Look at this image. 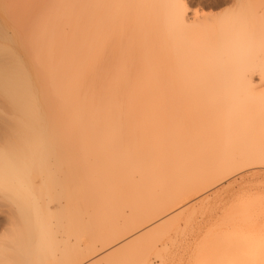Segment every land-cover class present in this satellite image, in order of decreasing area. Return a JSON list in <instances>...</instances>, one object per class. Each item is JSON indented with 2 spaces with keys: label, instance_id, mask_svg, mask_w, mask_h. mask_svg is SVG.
Wrapping results in <instances>:
<instances>
[{
  "label": "bare ground",
  "instance_id": "1",
  "mask_svg": "<svg viewBox=\"0 0 264 264\" xmlns=\"http://www.w3.org/2000/svg\"><path fill=\"white\" fill-rule=\"evenodd\" d=\"M39 3L38 18L41 19L34 30L27 24L32 23L35 14L27 23V14L28 17L22 19L25 16L23 14L28 12L23 6L20 7L26 9L25 13L20 7L18 9L23 13L20 21L21 25L26 26L20 27L24 29L17 30L16 18L13 14L10 17L7 12L5 14L10 19L6 18L5 24L10 29H16L13 31L15 36L11 37L12 40L17 38V41H21L24 34L30 36L26 35L33 42L28 43L26 49L36 56L47 79L56 87L63 105L65 103L59 117L63 118L67 113L71 114H67L68 117H73L74 127L71 131H74L70 133L74 136V146L71 148L80 150L77 153L82 152V155L73 153L75 159L70 161L68 157L69 161L66 160L69 164L73 163L72 194L73 197L75 195V200L70 196L69 202H66L70 203L71 200L72 206L70 203L69 207L76 206L73 208L75 214L83 209L79 215L84 211L83 215H87L91 221L89 224L87 218L88 223L84 224V216L79 220H72L71 227L74 230L84 227L86 231L88 228L89 231H94L96 226L98 229L99 225H103L104 228L98 230L104 231L97 234L100 237L95 236L96 241L101 239L107 245L115 243L120 234L133 231L148 221L159 218L178 205L180 200H186V196L204 192L243 169L264 166V85L258 86L252 80L253 74L259 72L260 80L264 82V0H236L233 8L218 14H202V19L198 15L193 18L189 16L184 0H39ZM28 4L22 3L27 6ZM25 44L27 42H21L18 49H22ZM3 46L0 45L1 53L5 51ZM16 52L20 53L18 50ZM16 52L11 51V55L2 54L8 55L5 58H11L14 63L0 58V90L8 100L20 103L21 98H29L30 87L20 72L26 71L22 68L24 64ZM172 100L176 101L174 107L172 104L169 107L158 104L171 103ZM21 101L24 103L25 100ZM177 101L183 102L181 106L185 103L186 105H179L178 108ZM29 104L26 102L27 106ZM39 112L43 115V111ZM46 114L50 117V113ZM41 116L39 118H43ZM39 118H36L37 121ZM133 118H136L135 121L138 119V122L132 123L130 120ZM140 118H144V121H139ZM117 119L129 121L118 123ZM64 121L65 119L61 122ZM110 129L116 132L122 130L124 134H132L134 130L139 134L138 138L124 140L123 158L112 150ZM85 133L92 136L101 134L102 139L100 142L96 141ZM67 135L68 137L64 135L65 139L70 137ZM59 138L62 139L63 136ZM63 140L56 147L60 158L62 154L66 155L62 150ZM69 148L68 146L67 149L71 151ZM68 168L66 174H69ZM71 188L73 189V184ZM71 188L68 190L72 191ZM68 190L66 195H69ZM121 206H128L134 217L125 218L122 225H119L114 220L113 213L120 212L118 207ZM64 208L66 210V206ZM85 208L92 211L90 215ZM66 213L63 211V214L60 212L59 216H54L60 219ZM48 214H51L50 211ZM69 214L74 215L73 212ZM232 217L231 215L230 218ZM244 217L242 220L249 218ZM12 219L8 220L13 223ZM1 222L0 225L3 224ZM100 222H106L107 228L105 229L104 223L98 225ZM66 226L70 229L69 223ZM19 227L12 228L16 234H11H14L13 238L16 235L15 243L19 254L17 261L36 264L34 262L37 252L35 251V255L32 251V236L25 235L21 225ZM64 227L65 225L59 224V228L67 229ZM156 227L160 228V224ZM166 228L163 229L168 234ZM73 229L72 236L74 233L76 235ZM27 230L31 232L29 225ZM80 230L77 231L78 234L82 233ZM65 233H68L67 230ZM35 234L37 233L34 236ZM54 236L52 235V240ZM141 236L142 234L137 237L135 235L128 242L124 241L120 248H114L116 250L112 248L113 251H109L103 260L106 258V264H131L128 252L132 250V245L138 244ZM262 237L264 238L263 226L254 225L246 234L235 231L234 240L237 245L241 241L240 247L243 246L244 250L249 246L250 248L247 251H238L235 247L234 253L229 257L246 261V264H264V246L259 251H255L254 246L251 247L254 241ZM156 238L158 242V237ZM57 240L56 247H59ZM153 242L154 240L150 242L151 245ZM76 243L75 241L77 251L80 249L78 253L76 248V252L73 251L78 254L76 259L96 252V245L88 242L86 248H83L90 254L86 251L84 255L81 253L82 248L77 247ZM144 244L146 243H139L138 246L143 249ZM66 245L70 247L69 244ZM149 245L145 248L150 249ZM69 247L64 250L67 251ZM72 250L71 248L68 251ZM146 251L138 250L143 258H146L143 254ZM67 253H64L67 256L65 258L62 252L64 262L61 264H71L74 261L76 263L75 256L71 252L70 255ZM135 254L131 257L137 261L139 258L136 259L135 256L138 255ZM218 257L219 254L217 259ZM81 258L80 260L84 257ZM39 259L42 260V257ZM57 259L56 257L54 261L57 262ZM59 260H62V256ZM99 263L98 260L97 264ZM0 264L9 263L1 257Z\"/></svg>",
  "mask_w": 264,
  "mask_h": 264
},
{
  "label": "rangeland",
  "instance_id": "2",
  "mask_svg": "<svg viewBox=\"0 0 264 264\" xmlns=\"http://www.w3.org/2000/svg\"><path fill=\"white\" fill-rule=\"evenodd\" d=\"M27 1L28 0H25V1L24 0H0V45L2 46L4 45L3 49L5 50V51H2V53L1 52L0 53L1 55L2 54L11 55V51H15V52L16 50L20 51V53L16 52V54H18L20 59L22 60L24 64L22 68L26 71V72L24 71H20V72L23 73L22 75L26 79V82L29 83L28 87H30L29 88V92H30L29 98L28 97L21 98V100H25L24 103L20 99H19L20 103L8 100L5 96H3V93L0 90V220L3 221V222L0 221L1 224L3 223L2 225H0L1 226L0 227V258L2 257L9 264H21V263L28 264L23 261H21V263L20 261H17L19 260L17 258L19 254L17 252L18 246H16V243H15L16 235L14 238H13L14 234L13 236L11 235L12 233H15L14 230H12V228L17 229L21 225V228L24 229V234L32 236L31 238L34 241L33 243L34 247L32 246V251L35 255L37 252V256H35V258L37 259L34 262L36 264H45L46 262H47L46 264H57V262H59V264L63 263L64 257L65 258L67 257L64 253L66 252V254H68L67 252H69V255H70L73 251H75V248H76L75 241L77 242L76 243L77 247L82 248L81 250L82 254L84 253V255H86L85 252L88 250L85 248L88 242H92L96 245L95 246L96 252L94 251L93 253L90 254L88 251L90 256L87 254L88 255L87 257L83 256L82 254H79L80 256L82 255L81 256L82 258L84 257L82 259L80 256H78L82 259L80 260V258L76 259L78 255L77 254L78 251L80 252V249L77 251V248H76V251H77V253H75L76 255L74 254V252L71 254L75 256L74 260H77L76 263L73 260L74 261L73 263L89 264L91 262V264H95L94 261L97 260L95 261L97 264L99 260L100 261L99 264H106V260H105L106 258L104 260L103 258L104 256H106V254L108 255L109 251L112 252L113 250H116L114 249L116 248V246H117V249L120 248L119 246L122 243L128 242L130 239H133V237L135 238V235L137 237L141 234L142 236L139 239L140 241L138 240L137 243L138 244L146 243V244H144L143 249L142 247L138 246V244L136 246L132 245L130 247V249L132 250H130L131 252L129 251L128 253L130 254V261L132 260L131 264H134V263L136 264V262L137 264H151V263L152 264H219V263L220 264H224V263L225 264H233V263L234 264H241V263L246 264V261H238L236 260V258L229 257V256L234 253L235 247L237 248L238 251H240L241 249L244 250L243 246L240 247L242 244L241 241L237 245V242L234 240L235 231L237 233L239 232V234H246L248 230L253 229L254 225L264 227V224H263L264 223V166H253V167L243 169L233 174L232 176L228 177L227 179L221 181L220 183L214 185L213 187H211L210 189L204 192H200L198 194L193 193L194 194L193 196L191 195L186 196L185 197L186 200L184 198L183 199L185 201L183 199L180 200L181 204L180 203H178V205L176 204L175 205L176 207L174 206L172 210L170 208L163 215L159 216V218H155V220L152 219L148 221L147 223L141 225L140 227L134 229L133 231H129L125 234H120V237H118L115 240L116 242L114 241L115 243L112 242V244L107 245L103 243L101 239L99 241H96L97 239L95 238V236L99 233L102 234L104 231V230L101 232L99 231L103 227V225L102 226L99 225L102 222L98 223L99 230L97 229L96 225H95L96 229L93 226L95 229L94 231L93 230L89 231V228L86 231L84 227L83 228L79 227L77 228L78 230H74L72 228L73 227L72 220L73 221L76 219L79 220L81 219V217L83 218V216H84L83 222H85L84 224L88 223L87 215H83L84 211L82 212V215H79L83 209L79 213L75 214L76 211L73 208H75L76 206L75 207L73 206V208L69 207L71 200H70V203H68L69 199L71 198L70 196H72L71 199L75 200V195L73 197L74 183H72L74 171H72L73 169L71 168L72 167L71 165L73 163L69 164L66 160H68V157L71 159L70 161H72V159L74 160L75 153L76 155L78 154L77 156L82 155L81 154L82 152L77 153L80 150L76 151L73 148H71V146H74V142H73L74 136H72V134L70 133L74 131V130L71 131L72 128L74 127V124L72 121L73 117H70V116L68 117L67 114L69 113L65 114L67 118H64L65 115L63 116V118L59 117L58 114L61 112L65 103L63 105V102L61 101L59 95L57 94L56 87L52 85L49 79H47V76L45 72L42 70V67L39 64V61L36 58V56L26 49V47H28V43L33 42L32 40L28 38L30 36H28L27 34H24L22 36L21 41L20 39L17 41V38L16 40H12L11 37L13 38V35H14L13 31H15L16 29H14V27L12 28V26H11L12 29H10V26H8V24L7 25L5 24L6 23L5 19L6 18L10 19V17H12L11 14H13V16L16 18L18 22V27H16L17 30H19V28L24 29L20 27L21 25L20 17H21V14H23L21 13V11L24 10V13H25L27 9L29 14L28 12L23 14L25 16H22V19L23 17L27 18L29 16L28 20H26V22L28 23L29 21H31L29 20V18H31L35 14L33 16L34 18H32L33 20L32 23L29 22L27 25H30L33 28V30L34 28H36L39 20L41 19V18H38L40 17V13H39L40 3H39V0H36L35 3L33 2L34 0L33 1L31 0L33 4L30 0L29 2ZM235 1L236 0H184V3L187 7V12L189 16L193 18V16L198 15L199 18L202 19V14H214V13L218 14V13H223L224 11H227L233 8V6L235 5ZM24 2L25 4L29 3L28 6L22 5V3L24 4ZM29 5L31 6L34 5V7H30ZM20 6L21 7L23 6V8L25 7L26 9H23V8L21 9ZM3 8H5V11ZM33 9H35L36 12ZM6 12L7 14L9 13V15H11L9 18L6 16L7 15L5 14ZM22 22H25V21H22ZM7 26L10 31H8V28H6ZM21 26H24V24H22ZM35 31L38 32L37 29ZM24 41L27 42V44H25V46L22 49H18L19 44ZM8 50H11V51H8ZM1 55H0V58L2 59L8 56V55H5V56L2 55L3 56L2 57ZM8 59L5 58V61H7ZM8 61L11 63H14V61L11 58ZM260 79L261 77H260L259 72H255L252 76V80L254 84L258 86H263L264 82L261 81ZM34 94L35 96H33ZM26 102L28 104L31 103L29 104L30 106H27ZM178 102L179 101H177V103ZM181 103L183 102L178 103L176 107H178L179 105H180L179 107H184V105H186L185 103L183 106H181ZM158 104L159 105L166 104L164 105L166 107H169V104H172L174 107V105L176 104V101L172 100L171 103L170 102L169 103L159 102ZM32 105L34 106L32 107ZM21 106H22V109H21ZM23 106H25L24 109H23ZM34 107L36 110L33 109ZM20 110L22 111L20 112ZM39 111H43V115L45 114L43 116L41 112V115L43 116L44 119L39 118V116H41ZM24 112L25 114H23ZM27 113H30V114H27ZM46 113H50V117H47ZM24 115L28 117H25ZM29 116L31 117V119H26V118H29ZM37 117L39 118L38 121L36 119ZM61 119L63 120L65 119V121L61 122L63 121ZM133 119L130 120L132 123L138 122V119L137 121H135L136 118H133ZM140 120L144 121V118H140L139 121ZM6 121L8 122L6 123ZM116 121L118 123L120 122L125 123V122H128L129 119H117ZM160 121H163L162 118H160ZM64 125L67 128L63 127ZM4 127H6L7 129ZM61 129H62V133H61ZM67 130L69 131L67 132ZM115 130L117 131L118 128H115ZM87 131L88 130L86 129L85 132ZM116 131H114V129L109 130V139L111 137L110 145L112 147V150H114L113 152L117 156L120 155V157L123 158L124 151L122 149V144L124 140L138 138L139 134L134 130L132 134H124L122 130H119L118 132ZM56 133L58 134V136ZM59 133L61 134L59 135ZM67 134H69L70 137L65 139V136L68 137ZM86 134L88 136H92L89 133H85V135ZM61 135L63 136V138L62 139L59 138L60 139L59 140L58 137H62ZM129 135L131 136L129 137ZM53 136H55L56 138ZM92 137L96 141H99V142L102 139L101 134H95ZM61 140H63L62 143L64 146L62 150L64 154L67 155L69 152L71 153V154L70 153L68 154L69 156H67V158H66V155H63V154L61 155V158L60 156H58L60 154H58L59 152L56 147L57 146L59 147V144L57 143L60 142ZM112 142H113V145H112ZM65 144L67 146H65ZM68 146L70 147L69 149H72L74 151L68 150L67 149ZM117 152H119L120 154L119 153L117 154ZM59 161H62V162H59ZM67 167L70 168V169L68 168L70 170L69 174H66L68 172V171L66 172ZM67 175H70V177H68ZM66 178H70L72 180L69 181V179H66ZM70 182H71V185H70ZM67 184H68V187H67ZM72 184H73V189L71 188ZM70 188L72 189V191L68 190ZM67 190H68L69 195H66ZM63 194L65 195L63 196ZM66 200H68V202H66ZM62 206L64 207L66 206V210ZM71 206H72V203H71ZM72 209L73 211H71ZM118 210L120 212L115 211L113 213L115 217L114 216L113 217L117 223L119 222L118 223L119 225H122L123 220L125 218L131 219L134 217L133 214L131 213L133 211L130 210L128 206L118 207ZM13 211L15 212L13 213ZM49 211L51 214H48ZM63 211L67 212L65 214L66 215L65 217L63 215L62 216L60 215L63 218L59 219V217L54 216V214H57V216H59L58 213L60 212L61 214H63ZM90 211H91L90 209L89 211H87L89 215L91 214ZM70 212H73L74 215L70 216L69 214ZM246 212L248 213L246 214ZM240 214L241 215L243 214L242 215L243 217L248 216L249 218L246 219L244 217L245 219L242 220L243 217L239 218L241 217ZM248 214L251 216H249ZM231 215L233 216L232 218H230ZM235 215H237L238 218ZM225 217L228 219H225ZM9 218H13L12 219L13 223H11L8 220ZM26 219L27 220L30 219L31 221L29 220L27 221ZM238 219L239 220L241 219L240 222L243 223L242 225L239 221L238 223L235 222V220H238ZM67 220H68L70 229L69 227L66 226L68 224ZM90 220H91V216H90ZM88 221H89V218H88ZM174 221L176 222L173 224ZM9 222L11 224H9ZM90 222L91 221H89V224ZM30 224H32V226ZM59 224L61 226L65 225V227H67V229L65 230H67L68 233H65L64 229L59 228ZM104 224L106 226V222ZM159 224H160V228L156 227ZM239 224L241 227L239 226ZM28 225L31 227V232L30 230H27ZM152 226H155V227H152ZM161 226L164 229L165 227H167L166 230L168 231L167 232L168 234H166V232ZM168 226L169 227L171 226L170 229ZM93 227L91 228L93 229ZM71 228L74 230V232H76V235L74 233V235L72 236L71 232L73 233V231ZM106 228L107 226L105 227V229ZM150 228L151 230H147ZM8 229L10 230V232ZM51 229L53 231H50ZM80 229L82 230V233L79 232L78 234L77 231H79ZM242 229L244 230V232H242L243 231ZM163 231L165 234H163ZM8 232L10 233V236L12 238L9 236ZM34 233H37V234H35L34 236ZM50 234H51V239H50ZM52 235L53 236L57 235L58 237L54 236L53 238L54 240H52ZM39 236L46 237V239L42 237L43 239L42 242L45 241L46 243H42L41 237L39 238ZM156 236L158 237V242H157ZM9 238H11L10 240L12 241L8 240ZM57 239L59 240L58 242L59 247H56L57 242L55 241ZM152 239L154 240L153 245H151L150 243L151 241H153ZM259 239H257V241H254L253 244L251 245V247L254 246V249H256L255 251H259L260 250L259 248H262L264 246V241H263L264 238L262 237ZM50 240L51 242L52 241L54 242L50 243L49 242ZM64 243L65 245L69 244L73 250L68 251L71 248L67 245L65 247ZM7 245H11V246H7ZM146 245L147 246L149 245V248L150 247L151 248L146 249L145 248ZM84 246L85 248H83ZM67 247H69L68 250L67 251L64 250ZM45 248H47V250ZM57 248H59L60 250H57ZM248 248H250V246ZM1 249L3 252L1 251ZM54 249H56L57 251H54ZM247 249L245 250L247 251ZM138 250L139 252L141 251L144 252L145 250H147L145 253H143L145 254L144 257L146 256V258H143V255H140ZM199 250L203 252L201 251L199 252ZM136 251L138 253H136ZM55 252H56V255H54ZM62 252L65 255L64 257H63ZM7 253H9V255ZM213 253L216 254V257L214 256ZM133 254L138 255V257L137 256L135 257L136 259L139 258L138 259L139 262L138 260L134 261V258H132L134 256ZM217 254H219L218 259H217ZM10 255L12 257H10ZM15 255H16V258H15ZM40 255L42 257V260L39 259L41 258ZM61 256H62V260H59L61 259ZM201 256L202 258H200ZM56 257L58 258L57 262L54 261ZM216 261H219V263ZM68 263L70 262H67V264Z\"/></svg>",
  "mask_w": 264,
  "mask_h": 264
}]
</instances>
